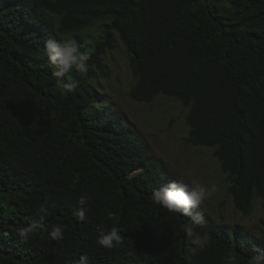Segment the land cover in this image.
Masks as SVG:
<instances>
[{
    "label": "trees",
    "instance_id": "1",
    "mask_svg": "<svg viewBox=\"0 0 264 264\" xmlns=\"http://www.w3.org/2000/svg\"><path fill=\"white\" fill-rule=\"evenodd\" d=\"M96 23V38L74 36L91 67L86 79L68 74L81 83L64 94L44 41ZM115 35L129 57L130 98L179 102L184 142L212 150L235 209L249 216L264 199V0H0V264H76L84 254L91 264H251L264 224L254 239L203 213L197 231L210 243L201 251L182 230L191 219L151 201L172 180L91 84L106 75ZM84 193L92 198L79 221ZM45 201L55 205L45 225H65L63 239L20 243L12 228L38 219ZM112 226L123 241L109 250L96 239Z\"/></svg>",
    "mask_w": 264,
    "mask_h": 264
},
{
    "label": "rangeland",
    "instance_id": "2",
    "mask_svg": "<svg viewBox=\"0 0 264 264\" xmlns=\"http://www.w3.org/2000/svg\"><path fill=\"white\" fill-rule=\"evenodd\" d=\"M103 30L101 23L77 33L61 36H79L84 43L96 38ZM116 47L102 58L105 76L91 82L101 96L102 106L110 112L120 113L146 144L148 155L162 166L170 180L190 182L197 179L215 191L201 206L204 214L216 225L230 229L239 227L247 236L259 239L264 224V199L253 200L249 216H243L232 203L229 182L212 155V150L192 147L184 140L188 134L185 122L186 109L177 101L158 96L152 103H138L129 96L134 84L129 67V57L122 42L115 35ZM97 105H94L96 107Z\"/></svg>",
    "mask_w": 264,
    "mask_h": 264
},
{
    "label": "clouds",
    "instance_id": "3",
    "mask_svg": "<svg viewBox=\"0 0 264 264\" xmlns=\"http://www.w3.org/2000/svg\"><path fill=\"white\" fill-rule=\"evenodd\" d=\"M45 55L54 71L52 76L56 79L57 87L64 94L74 93L78 90L81 79H86L91 65L90 51H82L81 45L73 37L63 39H46L44 41ZM75 72L81 79L68 78V74ZM215 186L208 188L199 180L192 179L185 182L182 179H174L161 188L153 190L151 201L170 213H178L191 219V222L183 227V231L191 239L193 245L203 251L210 243L207 233L197 231V228L204 223V214L201 206L215 191ZM88 193L79 196L77 203L80 207L75 212L79 221L86 219V206L91 200ZM55 208L54 204L47 201L41 203L37 210L38 219L22 226H14V232L20 243H28L38 233H46L51 240L63 239L66 229L65 225H54L50 231L45 225V218L51 215V210ZM123 241L121 230L117 226H112L108 231H102L96 239V243L105 249H113L119 246ZM68 264H72L71 261ZM76 264H91L90 257L87 254L81 255ZM227 264H236L234 256L227 257ZM251 264H264V250L259 251L251 258Z\"/></svg>",
    "mask_w": 264,
    "mask_h": 264
}]
</instances>
